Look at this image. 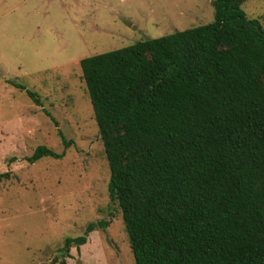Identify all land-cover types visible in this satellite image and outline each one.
Segmentation results:
<instances>
[{"label":"trees","instance_id":"obj_1","mask_svg":"<svg viewBox=\"0 0 264 264\" xmlns=\"http://www.w3.org/2000/svg\"><path fill=\"white\" fill-rule=\"evenodd\" d=\"M246 1L212 0L206 25L78 62L135 264H264V28Z\"/></svg>","mask_w":264,"mask_h":264},{"label":"rangeland","instance_id":"obj_2","mask_svg":"<svg viewBox=\"0 0 264 264\" xmlns=\"http://www.w3.org/2000/svg\"><path fill=\"white\" fill-rule=\"evenodd\" d=\"M241 9L264 28V0ZM213 18L212 0H0V264H135L78 62ZM39 146L64 156L27 163Z\"/></svg>","mask_w":264,"mask_h":264}]
</instances>
